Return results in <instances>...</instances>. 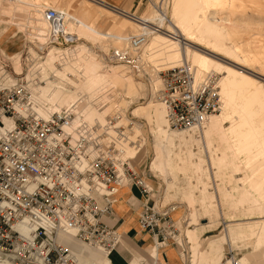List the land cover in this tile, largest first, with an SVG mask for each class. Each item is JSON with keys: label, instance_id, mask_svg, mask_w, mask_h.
I'll return each instance as SVG.
<instances>
[{"label": "rangeland", "instance_id": "374dc122", "mask_svg": "<svg viewBox=\"0 0 264 264\" xmlns=\"http://www.w3.org/2000/svg\"><path fill=\"white\" fill-rule=\"evenodd\" d=\"M165 1L143 0L136 15L131 14L143 22H153L165 14L168 22L163 26L170 27L166 33L170 37L151 36L140 56L158 71L187 62L199 80L209 73L218 75L221 110L205 117L196 129L173 130L167 122L159 126L154 110L162 107L166 113L153 86L159 82L135 78L129 68L108 60L112 51L127 49L128 41L123 39L140 34L142 26L105 8L103 0H0V32L8 30L0 34V66L8 62L16 74L35 75L42 83L39 88H50L48 98L53 95L52 87H60V97L49 98L44 111L47 118L77 103L80 97L86 104L78 112L89 123L103 125L107 114L122 109L121 121L130 129L133 126L134 137L128 139L135 143L139 137L136 146L129 142L122 147L132 160L130 169L146 178L151 189L146 197L148 205L159 212L172 210L170 217L177 233L172 235L175 244H168L169 239L163 241L159 236L141 233L147 237L142 243L139 237L119 232L117 227L114 231L140 264L148 263L146 253L156 246L155 264H167L162 254L172 255L169 250L175 252L177 264H191V260L196 264L194 248L190 261L188 258L189 231L198 235L202 225L211 226L198 235L204 250L209 241L226 233L227 221H232L231 228L244 227L251 220L258 226L264 216V0H169L167 8ZM162 2L158 14L155 6L158 3L161 7ZM46 9L65 10L72 17L66 21L61 40L54 37L44 19ZM59 71L64 76L57 80ZM40 94H33L32 101ZM206 129V138L197 132ZM187 133L190 138L186 140ZM210 146L223 149L224 161L222 151ZM125 176L130 190L131 180ZM225 188L232 192L230 200L237 196L243 204L252 202L255 216L230 209L224 200ZM119 195L116 193L117 198ZM191 212H195V221ZM161 226L165 228V223ZM260 237L258 233L247 236L248 241L237 239L230 245L232 254L241 258L254 252ZM222 244L219 256L224 264L229 247L224 240ZM262 250L252 255V264H264Z\"/></svg>", "mask_w": 264, "mask_h": 264}, {"label": "built area", "instance_id": "2783aa9c", "mask_svg": "<svg viewBox=\"0 0 264 264\" xmlns=\"http://www.w3.org/2000/svg\"><path fill=\"white\" fill-rule=\"evenodd\" d=\"M56 14L49 11L46 17L54 20ZM118 59L126 64L133 62L126 56ZM159 74L165 83L162 100L173 128L186 129L201 115L219 110L213 80L195 87L187 65ZM27 99L29 93L22 79L12 87L2 86L0 81V252L8 260L5 264H74L67 249L53 238L65 229L64 222L83 242L104 248L116 244L118 235L101 218L112 211L122 182L117 166L124 165L113 143L105 141V132L92 136L84 126L73 133L65 131L72 123L67 110L48 120L17 117L14 105ZM4 118L15 121L12 129H4ZM126 173L145 196L140 178L129 173L128 167ZM163 212L160 215L144 207L138 217L139 229L175 244V239L165 237L161 230L163 222L169 228L173 225L170 213ZM19 223L29 227L27 236L14 227ZM237 259L229 253L224 262L239 264Z\"/></svg>", "mask_w": 264, "mask_h": 264}, {"label": "bare ground", "instance_id": "6f19581e", "mask_svg": "<svg viewBox=\"0 0 264 264\" xmlns=\"http://www.w3.org/2000/svg\"><path fill=\"white\" fill-rule=\"evenodd\" d=\"M168 1V2H167ZM165 1V8H167V5L169 3V0ZM163 2L161 3V7L157 5L155 6L156 10L158 11V14H161L162 8H163ZM49 11H53L56 14V17L54 20L48 19L46 17L47 13ZM120 15H123L129 19H131L132 21L138 23L139 28L140 25L142 26V32L138 35H132V36H128L126 38H124L123 40H127L128 41V48L127 49H123V50H114L112 51V53L108 56V60L110 62H114V63H118V64H122L123 66L127 67L130 69V71L132 72V75L136 78H143V79H147L149 80V83H151L153 80H157L159 82V85L156 86L157 84H154V88L157 91L158 94V99L160 100V102L164 105L165 110H166V122H167V126L169 129H173V130H192L193 128L196 129L199 126H201V124L205 121V117L209 116V115H201V119H197V121L190 125V127L186 128V129H180V128H173L170 125L169 122V111L167 108V105L163 102V94H164V90H165V83L163 82V79L160 76V72L166 71V70H162V71H158L153 69V67L146 61L141 59L140 56V52L142 50V48L147 44L149 38L155 34H163V35H167L168 33V28L170 27H164V23L167 21V17L164 18L165 14L162 15V17H155L153 22H143L141 21L139 18L130 15V14H125V13H120ZM44 16H45V21L48 22L47 24L50 27V30L54 33V37L57 38V40H61L60 36L65 35L64 33V26L66 24V21L68 20H72V17L68 14L67 11L62 10V11H57V10H53V9H46L44 11ZM171 19V17H170ZM168 22V21H167ZM38 34H42L45 33L44 31L41 30H37ZM167 33V34H166ZM168 37H170L169 35H167ZM119 56H126L127 58L129 57L130 59L133 60V62L131 64H126L123 63L121 60L118 59ZM186 57V56H185ZM184 58V57H183ZM25 60H27V57H25ZM183 65H187V67L190 68L191 70V76H192V83L195 87H197L198 85L204 83L206 80H213V84H214V91L217 93V95L219 96L218 99L220 100V106H219V110L217 112H220L221 107H222V100L221 97L218 93L217 90V85H218V81H219V77L217 74L215 73H209L206 76H204L202 79H197L196 78V71L195 69L188 64L187 62ZM181 65V66H183ZM4 66H6L8 71H5L3 68ZM178 66V67H181ZM175 68V67H174ZM171 69V68H170ZM169 70V69H167ZM17 79H22L24 82V85L27 89V92L29 93V99H27L26 102H28V104L25 103H16L14 105L15 108V112L17 117H29V116H33L36 117L39 120H48L50 119V117L52 115H56V114H60L63 110H67L68 112H71L72 114V123L71 125H69L68 127H65L64 130L70 133H73V130L77 129L80 126H84V129H86L87 131H89L91 133L92 136H99L100 133L105 132L106 136L105 137V141L106 142H112L113 146L116 150V153L119 161L122 162V164L124 165L121 168V165H118L117 168L119 170V172L122 174L121 178H122V182L127 181L126 176V170L128 167L129 173H133L130 169L131 166V162L132 160H129L125 155H124V151H123V144L124 143H131L134 146L137 145L138 141L137 138H139L138 136L135 138V143L133 141H130L128 138L129 137H134V133H133V126L131 127V129L129 128L128 124L124 125V123L121 121L122 120V115L124 114L121 110L118 111L119 108H116L115 111L111 114H107L105 116L106 119V123H104L103 125L97 123V122H93V123H89L88 121H86L82 115L78 112L80 107H82L84 104H86V101L84 99V97H80L73 105L70 106H65L63 108H60L57 112L52 113L50 117H46V118H42L40 115L37 114L36 110L34 109V105L33 103H35L37 101V98H35V101L33 102V94L34 91L37 90L40 85L42 84L41 81L39 80V78H37L35 75L29 73L23 75L22 73L20 74H16L15 70L13 68V66L8 63V62H2V65L0 66V81L2 82V86L4 87H12L15 85V82ZM110 90H108L107 92H109ZM106 96H109V93H105ZM113 100V99H111ZM119 100V99H117ZM116 100V101H117ZM115 101V102H116ZM113 102V101H111ZM39 103L42 106H45L47 103L46 100H39ZM99 104H96V106ZM101 106V105H100ZM100 106H97V108H99ZM215 112V113H217ZM79 113V114H78ZM215 113H211V114H215ZM3 123L5 125L4 129H12L15 125V121L13 119H3ZM141 150V149H140ZM139 150V151H140ZM135 176H138L140 179V181H142V185L146 190V194L145 196H142L140 189L138 188V186L134 183V180L132 179V177L130 176V174H128V178L131 180V186L137 191L138 195L143 199V204H142V208L141 211L144 207H149L152 208L153 210H155L152 206L148 205L147 203V198L148 196H150L151 194V189H149L148 185L146 184V178L144 179L142 176H139L138 174L133 173ZM117 193V192H116ZM118 198L115 196L114 198V204H113V208L115 207V204L117 203ZM112 211L109 215H106L104 217L101 218V221L105 224V219L109 218V217H114V211ZM163 210V209H162ZM141 211L139 213H141ZM157 212H159L158 210H155ZM168 211V210H166ZM172 211V210H171ZM171 211H168L169 213ZM164 212H159L158 214H163ZM139 217V216H138ZM159 219V218H157ZM159 223H160V219H159ZM62 225L65 227V229H60L56 236L53 238L54 242L59 244L61 247H64L65 249H67L69 255L71 257H74V255L70 252V250L63 246L62 244H60L59 242V236L62 234H67L70 232H73L74 234L76 233V230L72 227H69L67 225V223H62ZM109 229L114 230L113 228L109 227L107 224H105ZM21 235L27 236L28 232H29V227L26 224L23 223H19L16 224L14 226ZM161 230H163L164 232V236L167 237L168 235L172 236L175 235L177 233L176 229L169 228L167 227L166 223H165V228L161 226ZM176 232V233H175ZM117 234V232H115ZM118 235V234H117ZM75 237L78 239V241H80L81 243L90 246V247H96V248H101L106 252H111L113 249H115L120 243H121V235L119 234L118 236V240L116 242V244L112 247V248H104L101 246H96V245H92V244H88L86 242L81 241L75 234ZM159 238L157 235H154L153 238ZM162 240V239H161ZM167 239H163V241H166ZM232 253V252H231ZM229 253L227 254V257H225L226 259L228 258ZM225 259V260H226ZM238 262L239 264H242V262L240 261V258L238 257ZM7 258L1 254L0 252V264H5L7 263ZM76 259H75V263ZM85 264V263H84ZM224 264H229L228 262L224 263Z\"/></svg>", "mask_w": 264, "mask_h": 264}, {"label": "crops", "instance_id": "0c3cea01", "mask_svg": "<svg viewBox=\"0 0 264 264\" xmlns=\"http://www.w3.org/2000/svg\"><path fill=\"white\" fill-rule=\"evenodd\" d=\"M20 1V0H18ZM149 0H147L148 2ZM143 0H103V4L105 8L120 14V13H125V14H133L136 15V12L140 10ZM40 12V11H37ZM38 15V14H37ZM40 16L38 15L37 18ZM4 25V24H3ZM113 31H116V29H113ZM8 32L6 29H1L0 34L4 35ZM93 32V31H92ZM99 34V33H96ZM101 35V34H99ZM160 43V42H159ZM56 79L59 80V78H62L64 76V72L59 71L56 74ZM50 90V88L47 86L46 88H38L37 90L34 91V94H39L41 91L40 96H38V99L34 105V109L36 110L37 114L40 115L43 118H46V112H44L47 108V104L45 106H42L39 103V99L46 100L47 102L49 101V98L51 97H60V87H52L53 95H49V98L47 97V93ZM39 106L38 108V105ZM56 107V106H55ZM150 108V107H147ZM155 116L158 119V124L159 126L163 127V125L166 123V117H165V112L162 107H156L154 110ZM100 123H103L104 120L102 117H100ZM162 130V129H161ZM209 129L203 130V131H197L203 134L205 137V134H207L205 131H208ZM196 132V133H197ZM190 133H187L185 139L187 140L190 138ZM206 138V137H205ZM211 149L215 150H220L222 151V157L221 161H224L226 157V153L221 150V148L215 147V146H210ZM173 164H170L169 168ZM152 168V166H151ZM155 170H159L158 168H153ZM168 170V169H167ZM166 170V172H167ZM174 170V169H173ZM180 170V169H179ZM160 171V170H159ZM127 181H124L119 189L116 191L117 193H120L118 196V201L115 204V207L113 208L114 211V217H109L105 219V224H107L109 227L113 228L117 227L119 232L126 233L128 235H131V237H139V242L142 241L144 243L147 240V237H142L141 231L138 230V216L139 212L141 211L142 204H143V199L138 195L137 191L131 186L130 190L128 188V185L126 184ZM228 187V186H227ZM226 190H222L223 194L225 193V203H227L232 210H237L244 212L245 215L248 216H255V210L253 207L252 202L247 204L240 199H237V196L234 197V200H230L228 197V194L232 193L231 191H228L227 188ZM129 190V191H128ZM168 196V195H167ZM257 210V208L255 207ZM217 214V212L215 211ZM260 217V216H257ZM191 218L193 221H195L196 215L195 212H191ZM223 219H226L225 215ZM262 220L260 223H258V226L256 223H251L248 222L246 223V226L240 227L236 226L234 228H231V223L232 221H227L225 223V234L222 237H219L216 240L209 241L206 248L200 249V237L201 235L207 231L210 227L207 224L202 225L203 229L201 230L198 235L196 234V231H189L188 232V244H189V252H188V258L190 261V250L194 248L195 254H196V264H223L222 261L220 260V253L224 250L222 240L226 243V245L229 247V252L231 253L232 250H230V245L233 244L237 239H243L245 241H248L247 236L249 237H255V235H258L260 233V243H257L258 240L256 238V250L252 253H247L244 254L241 258L240 261L242 264H252V255L257 251H261L264 249V216L259 218ZM260 224V225H259ZM259 231V232H258ZM248 234V235H247ZM59 242L63 246L67 247L70 252L74 255L77 264H84L86 261L88 264H140L139 261L135 259V256L131 253L128 252L125 242L121 243L120 246L118 245L115 249H113L111 252H106L101 248H96V247H90L87 246L75 237V234L73 232L67 233V234H62L59 236ZM196 244L199 245V249L195 248L197 246ZM263 255H264V250ZM171 254L167 255V252H165L163 255V260L167 264H177L179 261L176 258L175 252L172 250H169ZM227 252V254L229 253ZM140 254V253H139ZM149 257V260L147 261V264H155V261L158 257V250L157 246L154 248H151L148 253H146ZM169 256V257H168ZM170 258V259H169ZM86 261H85V260ZM195 260V257L193 258ZM192 264V260L190 261Z\"/></svg>", "mask_w": 264, "mask_h": 264}]
</instances>
